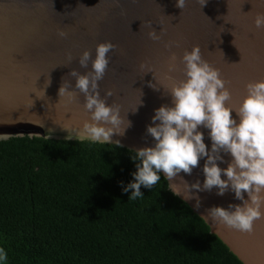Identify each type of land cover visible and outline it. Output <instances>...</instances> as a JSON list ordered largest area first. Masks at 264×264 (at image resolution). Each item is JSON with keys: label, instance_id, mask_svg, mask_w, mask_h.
Here are the masks:
<instances>
[{"label": "water", "instance_id": "water-1", "mask_svg": "<svg viewBox=\"0 0 264 264\" xmlns=\"http://www.w3.org/2000/svg\"><path fill=\"white\" fill-rule=\"evenodd\" d=\"M257 13H264V0H207L203 6L200 0H186L183 9L176 7V0H0V140L26 135L65 139L68 130L63 127L71 131L90 119L70 72L91 70V61L82 68L79 56L89 50L94 58L102 41L117 45L108 53L109 66L98 83L101 97L112 89L107 102L119 104L121 114L132 121L124 136H113L124 147L134 150L153 143L146 126L154 109L171 103V82L186 79L181 58L193 45H199L203 58L220 70L232 93L227 103L239 106L245 85L264 79V27H255ZM150 26L160 33L159 41L148 36ZM59 29L68 35L60 37ZM168 43L170 48L165 47ZM173 52L176 69L168 81L165 75ZM142 63L147 67L141 69ZM64 81L77 93L72 102L59 97ZM150 83H157L159 90ZM140 99L142 105L133 112ZM203 131L210 148L207 130ZM230 159L225 155L220 166L227 167ZM203 164L201 159L191 175L181 171L179 176L190 184L197 179L202 184ZM198 195L199 208L195 199L186 202L211 231L244 264H264V218L254 222L251 234L242 233L207 217L213 206L241 203L233 192L220 196L213 187Z\"/></svg>", "mask_w": 264, "mask_h": 264}, {"label": "trees", "instance_id": "trees-1", "mask_svg": "<svg viewBox=\"0 0 264 264\" xmlns=\"http://www.w3.org/2000/svg\"><path fill=\"white\" fill-rule=\"evenodd\" d=\"M134 154L40 136L0 140L6 264H244L162 172L128 200Z\"/></svg>", "mask_w": 264, "mask_h": 264}, {"label": "clouds", "instance_id": "clouds-1", "mask_svg": "<svg viewBox=\"0 0 264 264\" xmlns=\"http://www.w3.org/2000/svg\"><path fill=\"white\" fill-rule=\"evenodd\" d=\"M206 3L207 0H200L202 6ZM185 4L186 0H176V7L180 9ZM254 24L257 29L264 27V13L255 15ZM147 34L154 41L161 39L160 33L151 26ZM58 35L63 38L68 33L59 29ZM116 47L111 41L99 42L94 58L89 50H84L79 56V65L87 68L91 61V70L81 73L72 69L70 72L75 78V89L84 95L83 108L90 119L71 131L63 127L68 130L66 140L114 143L123 147L120 140H113V136H124L132 127V121L127 114H121L119 104L107 102L106 97L113 96L112 89L101 97L98 83L108 69V53ZM165 47L170 48L171 43ZM67 59L72 60L71 53L67 54ZM181 59L186 79L171 82L168 87L171 103L154 109L151 123L146 126V134L153 139V143L134 149L131 159L136 170L131 173L133 179L126 185L122 184V191L129 193L128 200L142 198L141 186L152 189L161 180V172L169 182L168 189L184 201L195 199L197 208L200 207L198 192L211 191L215 187L217 195L223 196L231 191L241 203L229 204L227 208L213 206L208 209L207 217L251 234L254 222L264 218V79L249 81L239 106H230L227 102L231 100L232 93L226 81L220 70L203 58L199 45L185 50ZM176 60L173 52L169 56L165 75L168 81H172L170 74L176 69ZM140 67L144 69L147 65L142 63ZM156 84L150 83V86L158 91ZM58 94L68 102H72L77 95L65 81ZM142 103L140 99L133 112ZM204 129L211 141L210 148L205 143ZM225 155L231 159L227 161V167H221ZM201 159L204 160L202 184L198 179L190 184L179 176L181 171L191 175ZM177 178L179 182H176ZM7 258L6 250L0 247V264H6Z\"/></svg>", "mask_w": 264, "mask_h": 264}]
</instances>
